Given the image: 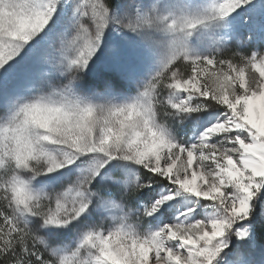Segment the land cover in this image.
I'll list each match as a JSON object with an SVG mask.
<instances>
[{
	"label": "snow or ice",
	"instance_id": "6c2138e0",
	"mask_svg": "<svg viewBox=\"0 0 264 264\" xmlns=\"http://www.w3.org/2000/svg\"><path fill=\"white\" fill-rule=\"evenodd\" d=\"M0 264H264V0H0Z\"/></svg>",
	"mask_w": 264,
	"mask_h": 264
},
{
	"label": "rangeland",
	"instance_id": "374dc122",
	"mask_svg": "<svg viewBox=\"0 0 264 264\" xmlns=\"http://www.w3.org/2000/svg\"><path fill=\"white\" fill-rule=\"evenodd\" d=\"M203 2H210V0H203ZM259 4H257V8H259Z\"/></svg>",
	"mask_w": 264,
	"mask_h": 264
}]
</instances>
